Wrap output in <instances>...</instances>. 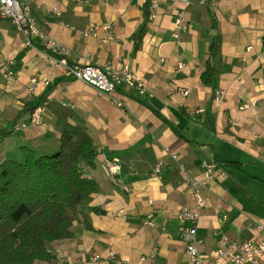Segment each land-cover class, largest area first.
Returning <instances> with one entry per match:
<instances>
[{
  "label": "crops",
  "instance_id": "obj_1",
  "mask_svg": "<svg viewBox=\"0 0 264 264\" xmlns=\"http://www.w3.org/2000/svg\"><path fill=\"white\" fill-rule=\"evenodd\" d=\"M210 1L188 8L189 28L175 38L180 5L170 0H159L154 18L149 0H32L39 28L70 49L69 63L129 64L146 93L121 83L118 95L125 107L68 75L58 55L44 52L40 38L26 46L17 27L0 17V131L12 130L27 104L46 99L71 110V122L84 124L97 144L93 165L83 164L85 174L100 182L84 208L93 229L84 219L75 221L72 237L49 244L55 259L35 264L61 258L68 264H193L178 214L194 202L186 172L202 176V162L210 159L219 170L203 190L201 251L210 255L223 235L264 239L255 230L264 217V0ZM104 22L112 23L115 41L102 43L104 31L99 37L82 33L89 24ZM218 34V73L205 86L201 74ZM222 90L227 94L220 99ZM31 115L25 113L21 121ZM43 117L45 125L0 136V163L18 159L23 147L37 155L60 149L56 112L46 106ZM108 158L121 161L117 181L102 169ZM109 252L120 261L108 259ZM95 255L101 260L94 261Z\"/></svg>",
  "mask_w": 264,
  "mask_h": 264
},
{
  "label": "trees",
  "instance_id": "obj_2",
  "mask_svg": "<svg viewBox=\"0 0 264 264\" xmlns=\"http://www.w3.org/2000/svg\"><path fill=\"white\" fill-rule=\"evenodd\" d=\"M220 43L218 34L208 46L201 74L205 86L212 85L218 73L215 58ZM42 102L57 114L60 149L37 155L23 147L22 162L6 159L0 163V264L52 261L55 253L49 244L72 237L75 221L84 219L93 229L84 208L99 192L100 182L85 174L83 164L93 165L97 144L84 124L71 122L74 113L46 99L34 106L27 104L13 119V129L0 131V136L11 135L23 115H31Z\"/></svg>",
  "mask_w": 264,
  "mask_h": 264
},
{
  "label": "built area",
  "instance_id": "obj_3",
  "mask_svg": "<svg viewBox=\"0 0 264 264\" xmlns=\"http://www.w3.org/2000/svg\"><path fill=\"white\" fill-rule=\"evenodd\" d=\"M170 1L180 5L178 10L174 13L175 38H179L180 35L186 32L189 28L187 10L191 5L194 3L201 5L211 4L210 0ZM158 2L159 0H149L152 18L157 15ZM0 17L10 20L17 27L24 36L26 46L33 47V38H40L44 52H48L51 55H58V62L64 66L68 75L83 81L102 93L107 94L116 106H126L124 100L118 95V87L121 83L138 90L142 95L146 93L144 84L127 63H123L119 67L113 64H106L102 67L92 61H89L85 65L69 63L66 56L70 54V49L39 28L36 19L32 15V0H0ZM101 31L106 33L105 36L101 38L102 43H108L117 39L113 25L110 22H104L101 24L91 23L82 29V33L85 36L94 37H99ZM250 49L251 47H248V50ZM12 65L13 61H9L7 74L10 76L13 75V70L10 68ZM37 80V76L32 79L33 85L29 88L30 91L35 89L34 85H36ZM45 82L48 83L47 80H45ZM184 93L186 94L188 91H184ZM226 94V91L222 90L218 96L220 99H223ZM46 106L47 103L44 102L32 113L29 120L17 123L14 130L19 131L33 126L45 125L43 113ZM166 150L170 152L168 149ZM170 153L175 159L178 158L175 153ZM162 165V161L157 163L155 173L158 174L160 172ZM202 168L203 175L198 177L188 174L185 167L181 165V169L186 172L187 185L190 186L194 202L192 206H185L179 212V231L186 243V251L190 256L192 263L224 264L228 261L232 264H259L264 257V239L240 241L239 239L231 238L228 235H223L218 241V247L210 255L201 251L200 246L202 244V239L199 237L198 230L203 216V210L207 204L206 198L203 195V190L208 188L209 181L217 175L219 164L215 159H210L208 161L205 160L202 162ZM102 169L107 176L117 181L121 176L122 164L119 158H108L102 162ZM255 230L264 233V217L256 221ZM101 258L100 255L92 257L94 261H99ZM107 258L117 262L120 261L114 252H109ZM56 264H68V259L61 258Z\"/></svg>",
  "mask_w": 264,
  "mask_h": 264
},
{
  "label": "rangeland",
  "instance_id": "obj_4",
  "mask_svg": "<svg viewBox=\"0 0 264 264\" xmlns=\"http://www.w3.org/2000/svg\"><path fill=\"white\" fill-rule=\"evenodd\" d=\"M21 130H24V129H21ZM201 142H203V141H201ZM204 142H206V140L204 141ZM20 154V156L19 157H17V155H13L14 157H17L18 159H14V160H17V161H20V162H22L24 159H25V157H24V151L23 152H20L19 153ZM192 198H193V196H192ZM193 201H194V198H193Z\"/></svg>",
  "mask_w": 264,
  "mask_h": 264
}]
</instances>
